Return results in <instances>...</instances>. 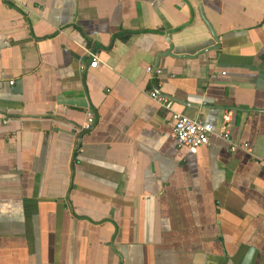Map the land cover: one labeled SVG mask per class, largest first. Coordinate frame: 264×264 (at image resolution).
I'll return each instance as SVG.
<instances>
[{
  "label": "crops",
  "instance_id": "0c3cea01",
  "mask_svg": "<svg viewBox=\"0 0 264 264\" xmlns=\"http://www.w3.org/2000/svg\"><path fill=\"white\" fill-rule=\"evenodd\" d=\"M257 161L264 0H0V264H264Z\"/></svg>",
  "mask_w": 264,
  "mask_h": 264
},
{
  "label": "built area",
  "instance_id": "2783aa9c",
  "mask_svg": "<svg viewBox=\"0 0 264 264\" xmlns=\"http://www.w3.org/2000/svg\"><path fill=\"white\" fill-rule=\"evenodd\" d=\"M98 61L95 58L91 63L92 67H97ZM150 75H161L163 71L161 69L148 67L146 69ZM149 95L153 101L159 104L163 109L169 111L173 122V136L176 139L180 148L195 149L210 145L211 137L213 135H219L223 140L230 144V150L235 152L239 145L234 143L231 138L230 122L231 114L227 113L224 116V126L219 133L214 125L205 124L203 121L193 120L188 116L176 111L174 109V101L170 97L161 94L158 91H150ZM7 123V121H6ZM96 123V116L92 111H87L85 120L82 125L81 131L89 132L93 129ZM244 148L251 151L248 145ZM257 164L264 169V161H257Z\"/></svg>",
  "mask_w": 264,
  "mask_h": 264
}]
</instances>
